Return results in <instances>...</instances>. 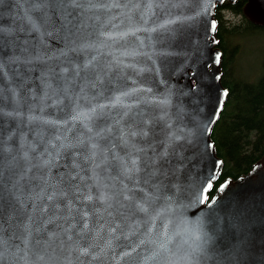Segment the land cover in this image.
Returning <instances> with one entry per match:
<instances>
[{
    "label": "water",
    "instance_id": "1",
    "mask_svg": "<svg viewBox=\"0 0 264 264\" xmlns=\"http://www.w3.org/2000/svg\"><path fill=\"white\" fill-rule=\"evenodd\" d=\"M236 1L0 0V28L45 57L23 79L3 58L0 75V231L14 264H264V156L209 197L228 97L210 28ZM243 13L264 26V0Z\"/></svg>",
    "mask_w": 264,
    "mask_h": 264
},
{
    "label": "trees",
    "instance_id": "2",
    "mask_svg": "<svg viewBox=\"0 0 264 264\" xmlns=\"http://www.w3.org/2000/svg\"><path fill=\"white\" fill-rule=\"evenodd\" d=\"M246 2H224L216 6L214 14L218 48L222 53L221 85L227 89L228 97L210 136L223 168L209 197L226 178L235 180L247 174L264 156V26L244 15ZM234 17L240 21L233 22ZM248 42L254 45L253 51L261 63L255 73L246 75L236 65Z\"/></svg>",
    "mask_w": 264,
    "mask_h": 264
},
{
    "label": "snow or ice",
    "instance_id": "3",
    "mask_svg": "<svg viewBox=\"0 0 264 264\" xmlns=\"http://www.w3.org/2000/svg\"><path fill=\"white\" fill-rule=\"evenodd\" d=\"M40 4L43 5H57L61 3H78V0H38ZM42 15H46L42 13ZM30 27L32 29V33H40L41 31V23L30 20L29 21ZM216 29V22H211V28L210 31H215ZM7 58L8 63L12 66H14V71L16 72L17 76L23 79V74L21 72V69L23 71H33L35 70L34 67H31L33 65H38V62L45 59V57L39 52L34 44L30 43L29 38L22 39L14 31H5L3 28H0V75H3V68H4V59ZM215 60L217 63L220 61V56L217 55L215 57ZM219 79V77H217ZM226 96L227 93H224ZM116 104L123 103L121 97H116L115 100ZM94 111V109L92 110ZM89 118V114L86 112H77L75 115L71 117L73 121L78 120H86ZM146 134V133H145ZM57 139H60V137H57ZM71 142L67 140L65 137L61 142V147H70ZM93 149L96 147L95 145L92 146ZM133 167L136 165V161H132ZM131 171V169H129ZM208 188L212 187L211 179L208 181L207 184ZM49 199H52V196L48 197ZM87 200L91 201L93 200V196L91 193H89L86 197ZM98 199L107 202L109 197L107 194L101 193L98 196ZM69 208H71V205L69 204ZM85 216H87V213H84ZM87 223L84 224V228H87ZM11 245L6 249L5 243L2 235V231H0V264H6V256H7V264H14V257L15 253L11 251ZM163 247V245H162ZM85 251H87L85 249Z\"/></svg>",
    "mask_w": 264,
    "mask_h": 264
},
{
    "label": "rangeland",
    "instance_id": "4",
    "mask_svg": "<svg viewBox=\"0 0 264 264\" xmlns=\"http://www.w3.org/2000/svg\"><path fill=\"white\" fill-rule=\"evenodd\" d=\"M225 16H229V14L226 13ZM232 21L238 23L240 21V18L234 17ZM246 43L247 42H245L244 45ZM253 48H254V45L248 42L247 48H245L243 51V55L237 61L236 69H238V71L246 75L255 73L257 70L258 64L261 63L260 59L258 61L257 53L253 51ZM259 54L260 52L258 53V55Z\"/></svg>",
    "mask_w": 264,
    "mask_h": 264
}]
</instances>
